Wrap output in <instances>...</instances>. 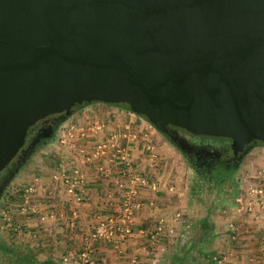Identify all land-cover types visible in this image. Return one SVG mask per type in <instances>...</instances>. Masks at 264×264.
Wrapping results in <instances>:
<instances>
[{"label":"water","instance_id":"water-1","mask_svg":"<svg viewBox=\"0 0 264 264\" xmlns=\"http://www.w3.org/2000/svg\"><path fill=\"white\" fill-rule=\"evenodd\" d=\"M92 101L242 158L264 142V0H0V173Z\"/></svg>","mask_w":264,"mask_h":264},{"label":"crops","instance_id":"crops-1","mask_svg":"<svg viewBox=\"0 0 264 264\" xmlns=\"http://www.w3.org/2000/svg\"><path fill=\"white\" fill-rule=\"evenodd\" d=\"M101 144L99 154H93ZM156 147L158 161H153ZM167 148L149 121L130 108L92 101L75 109L15 173L21 197L13 214L17 235L21 240L27 236L36 246L20 252L14 263L65 264L68 255L69 264H83L86 252L88 264H264V225L256 216L258 208L237 212L235 205H227L224 218H202V229L187 230L184 238L169 232L176 227L178 212L167 211L169 191L163 181L169 174L177 181L181 176L166 159ZM118 149L129 153L135 175L145 177L146 183H130L115 156ZM133 189L132 232L118 231L111 242L95 240L92 233L100 219H112L121 228L130 224L119 216L126 193ZM26 196L35 211L22 208ZM184 216L183 222H188Z\"/></svg>","mask_w":264,"mask_h":264},{"label":"rangeland","instance_id":"rangeland-1","mask_svg":"<svg viewBox=\"0 0 264 264\" xmlns=\"http://www.w3.org/2000/svg\"><path fill=\"white\" fill-rule=\"evenodd\" d=\"M122 106L127 107L126 105ZM142 116L149 121V124L155 129V133L161 136V139H163L169 147L167 148L166 158L169 164L171 163V165H174L175 172H177L176 167L179 168L178 173L181 176L179 181H177V176L174 174H169L167 177L168 180L164 179L163 181L168 184L167 189L169 192L166 202L169 206L166 208L169 215H174L178 212L181 213L179 217H182V213H184V217H186L188 221L184 223L182 219L175 218L178 222H174L176 227H173L175 230L173 233L179 232V234H181L182 232H187V227L185 226L187 223L191 224L188 231L190 230L192 232L202 229L201 225H199V221H201L202 218L209 217L212 222L214 220L213 216H216L217 219L224 218L226 212H224L223 209H226L227 205H235L236 209L241 206L240 204L238 206L236 198L241 192L244 183L247 180L251 182H260L257 176L260 175V172L264 169V144L256 145L251 149L243 159L239 168L234 172L224 175L223 177H209L194 169L176 143L161 130L157 129L146 116ZM51 138L52 137H47L37 148L43 146ZM156 155L157 156L153 157V161H158V150ZM13 179L14 177L0 197V264H15L14 262L17 260V256H22L20 252L28 253V249H32L33 246H36L27 240V236L22 235L21 240L17 232L15 233L12 229L3 230L1 228L4 222V215L7 212L8 215L12 217L13 223L16 222L13 217L14 207L16 203L20 202L21 197L16 182H13ZM143 226H145V223ZM213 228H215V225Z\"/></svg>","mask_w":264,"mask_h":264},{"label":"flooded vegetation","instance_id":"flooded-vegetation-1","mask_svg":"<svg viewBox=\"0 0 264 264\" xmlns=\"http://www.w3.org/2000/svg\"><path fill=\"white\" fill-rule=\"evenodd\" d=\"M59 124L60 121L53 123L54 132L51 137L54 136ZM47 129V123H38L32 134L27 137L24 147L36 149L38 145L46 140L47 137L44 136V133ZM163 133L176 143L194 169L209 177H223L234 172L247 155L240 158L243 150L236 152L234 147H232L230 138L196 135L175 126H169L168 130ZM258 143L260 141L250 143L244 149L250 147V152ZM22 164L24 162L18 156L0 173V197L14 177L16 169L20 168Z\"/></svg>","mask_w":264,"mask_h":264},{"label":"built area","instance_id":"built-area-1","mask_svg":"<svg viewBox=\"0 0 264 264\" xmlns=\"http://www.w3.org/2000/svg\"><path fill=\"white\" fill-rule=\"evenodd\" d=\"M104 147L103 144L98 145L95 152L93 154L97 155L99 152L102 150ZM116 158L118 159V162L120 163L124 173L128 175V178L130 179V183H134L135 180H140L142 183H146V178L143 176H137L135 174V168L132 165V160L130 159L129 153L124 150V149H118L117 153L115 154ZM261 174L258 175L257 177L260 179V182H251L247 180L243 187L241 192L239 193L238 197L236 198L237 204L241 206L237 207L238 212H242L243 210H248V211H254L255 209H259V211L256 213V216L261 220L262 224L264 225V169ZM33 191V190H32ZM137 191L135 189L130 190L128 193L125 195V201H124V208H123V213L122 215L119 216V220L124 223H130L126 227H120L117 226L112 219H100L96 226L95 229L92 233V236L95 240H106L108 242H111L114 240V236L118 233H124V234H129L132 232V227H131V221H132V202H131V195L136 194ZM28 196V195H27ZM24 197V203L22 204V208L24 210H27L29 208H32L33 211L34 209L33 206L29 205V198ZM180 214H177V219H182L183 217H179ZM183 220V219H182ZM188 230L189 227H191L190 223H187L186 225ZM230 227L233 229L234 226V221H230ZM1 228L3 230L5 229H12L15 233L19 232V226L12 221V217L8 215V212L5 213L4 215V222L1 225ZM163 225L159 226L158 230H162ZM169 232L173 233L174 228L170 227ZM187 232H182L181 237L184 238L187 235ZM82 258L84 260L83 264H88V254L86 252L82 253ZM63 261L65 264H69L71 262L70 256L66 255L63 257ZM262 261L264 262V252L262 255Z\"/></svg>","mask_w":264,"mask_h":264},{"label":"trees","instance_id":"trees-1","mask_svg":"<svg viewBox=\"0 0 264 264\" xmlns=\"http://www.w3.org/2000/svg\"><path fill=\"white\" fill-rule=\"evenodd\" d=\"M84 104H85V103H84ZM117 104L124 105V104H122V103H117ZM127 108H129V107H127ZM258 144H264V142H263V141H260V143H258ZM23 256H25V255H23ZM23 258H25V257H23Z\"/></svg>","mask_w":264,"mask_h":264}]
</instances>
